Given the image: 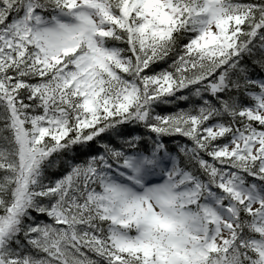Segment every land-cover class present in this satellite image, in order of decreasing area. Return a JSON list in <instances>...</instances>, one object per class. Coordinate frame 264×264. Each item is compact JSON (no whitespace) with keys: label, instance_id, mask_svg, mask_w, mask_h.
Listing matches in <instances>:
<instances>
[{"label":"trees","instance_id":"1","mask_svg":"<svg viewBox=\"0 0 264 264\" xmlns=\"http://www.w3.org/2000/svg\"><path fill=\"white\" fill-rule=\"evenodd\" d=\"M4 1L0 0V3L5 6ZM38 1L43 7L59 3V0ZM253 2L252 7L242 10L244 12L236 17L235 23L231 24L232 19L225 21L221 27L222 38L216 37L220 43L215 49L208 42L189 43L193 33L185 28L175 30V35L169 39L158 29L150 10L145 9L147 16H143L139 8L137 11L127 9V0H110L115 22L110 26L106 41L119 50L122 67L116 65L117 71L127 81L134 82L136 89L129 95L108 98L105 105L95 101L88 113H82L78 120L68 116L59 127H45L40 142L39 134L33 128L42 124L35 119L29 100L33 94L32 81L38 78L30 68L31 57L19 53V48L8 49L5 58L0 55V230L15 231L0 250V264H22L17 257L28 249L27 236L33 219H39L41 211L49 204V197L36 193L33 183L19 179L25 166L24 162L19 163V159L27 154L29 143L51 154L56 149L62 155L78 148L96 150L118 134L133 133L130 124L135 117L141 118L146 109L148 116L140 120L141 125L132 127L136 128L134 133L153 131L161 135H184L183 141L188 142L190 149L179 154L180 167L194 176L208 179L203 163L213 159L224 140L204 139L198 124L183 119L188 117L174 115L172 109L176 103L181 104L177 109L185 108L183 102L186 98L191 101V107L197 109L205 86L215 97L212 105L214 119L230 123L231 131L263 126L261 121L246 113L237 116L244 102L253 100L250 92L256 86L252 79L264 70V40L260 35V32L264 35V0ZM165 14L170 16V12ZM213 86L217 91L212 90ZM215 157L218 161L223 153ZM246 158L233 156L225 163L245 174L257 173L264 179V173L256 168L259 159L252 162ZM36 170L37 166H34L28 178ZM31 190L37 195L31 196L30 200ZM247 223L246 219L240 221L235 241L221 253L211 256L208 264H226L230 255L238 257L243 254L240 242L248 233ZM103 243H107L108 249L119 257L108 259ZM62 249L60 258L54 256L58 264H151L152 258L150 250L118 246L109 234L96 241L71 235ZM44 252L49 257L52 254Z\"/></svg>","mask_w":264,"mask_h":264},{"label":"rangeland","instance_id":"2","mask_svg":"<svg viewBox=\"0 0 264 264\" xmlns=\"http://www.w3.org/2000/svg\"><path fill=\"white\" fill-rule=\"evenodd\" d=\"M69 1L73 3L72 11H62L55 17L44 19L33 0H24V10L14 17L16 23H25L40 38L44 51L41 66L35 58H31V66L42 78L33 81L34 92L40 97L47 90L49 98L52 97L56 103L60 102L56 97L58 87L52 76L62 75L66 78L69 82L66 88L77 84L82 94L92 93L100 88L105 75L110 78L108 70L113 67L106 57L115 58L117 55L115 50L105 47L100 36L110 15L108 1ZM191 5L198 10L197 14L205 9L212 16L223 13L225 9L222 0H204V3L198 0L197 4ZM7 9L5 7L2 11L5 13L3 20L11 14ZM14 18L5 27L0 26V39L4 36L6 41L7 38L17 40L19 26L14 24ZM207 25L205 22L201 26V33L205 32ZM2 52L5 53L3 49ZM69 52H72V57L67 55ZM46 103L42 101L44 109H37L43 122L48 123L51 115L57 119L61 117V114L49 111L50 107L56 110L58 104ZM237 141L240 147L248 144L255 154L259 150L264 152V134L257 133L246 140L241 137ZM38 153L39 148L30 145L19 163L26 165ZM145 166V159L139 158L127 171L128 178L110 180L103 178L100 156L72 164L70 170L56 182L57 198L51 203L53 207L48 212V220L31 228L29 241L53 249L60 258L69 231H80L94 241L101 238V233L95 230V220L102 217L108 219L107 231L112 232L120 247L137 245L138 248L152 250L151 264H207L209 258L221 253L232 239L231 223L236 216L234 208L222 206L216 200V195L210 192L208 197L213 203L212 207L187 206L194 192L190 186L182 185L183 177L176 174L177 164L172 158L164 162L163 171ZM237 180L239 177L231 173L225 177L228 188ZM193 187L197 188L195 185ZM234 187L242 199L251 195V205L261 204L259 200L264 197L262 191L250 193L242 183ZM50 192L52 195L54 189L51 188ZM9 231L6 230L7 233ZM103 246L108 259L119 257V254L108 249V244L103 243ZM262 249L264 251V245ZM239 260L230 257L229 264H248ZM23 262L40 263L32 258V253L24 256ZM44 262L48 264L49 259Z\"/></svg>","mask_w":264,"mask_h":264}]
</instances>
